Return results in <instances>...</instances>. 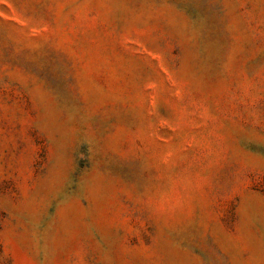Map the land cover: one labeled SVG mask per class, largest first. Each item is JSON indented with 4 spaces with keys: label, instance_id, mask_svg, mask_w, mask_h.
I'll return each mask as SVG.
<instances>
[{
    "label": "rangeland",
    "instance_id": "1",
    "mask_svg": "<svg viewBox=\"0 0 264 264\" xmlns=\"http://www.w3.org/2000/svg\"><path fill=\"white\" fill-rule=\"evenodd\" d=\"M0 264H264V0H0Z\"/></svg>",
    "mask_w": 264,
    "mask_h": 264
}]
</instances>
